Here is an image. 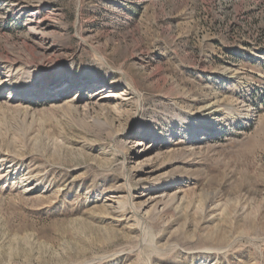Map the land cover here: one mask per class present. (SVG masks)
<instances>
[{"label":"rangeland","instance_id":"rangeland-1","mask_svg":"<svg viewBox=\"0 0 264 264\" xmlns=\"http://www.w3.org/2000/svg\"><path fill=\"white\" fill-rule=\"evenodd\" d=\"M0 264H264V0H0Z\"/></svg>","mask_w":264,"mask_h":264},{"label":"bare ground","instance_id":"bare-ground-1","mask_svg":"<svg viewBox=\"0 0 264 264\" xmlns=\"http://www.w3.org/2000/svg\"><path fill=\"white\" fill-rule=\"evenodd\" d=\"M112 96V95H111ZM110 95H108V96H105V95H102L101 97H100V100L101 99H105V98H110L111 97ZM128 99V98H127Z\"/></svg>","mask_w":264,"mask_h":264}]
</instances>
